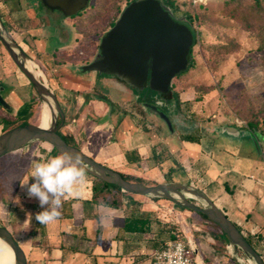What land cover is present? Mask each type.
I'll return each instance as SVG.
<instances>
[{"label":"crops","instance_id":"0c3cea01","mask_svg":"<svg viewBox=\"0 0 264 264\" xmlns=\"http://www.w3.org/2000/svg\"><path fill=\"white\" fill-rule=\"evenodd\" d=\"M43 7L41 2L32 0H1V18L9 34L29 56L38 60L45 71H53L52 88L65 114L62 133L72 137L75 146L86 154L125 176L146 178L145 184L190 183L204 190L241 232L251 237L252 246L260 254L264 242V139L259 135L264 132H254L240 123H225L241 134L247 130L252 133L251 137L241 135L236 139L222 127L206 126L205 122L198 125L200 128L196 131L184 130L180 123L185 124L184 116H187L183 114L177 116L179 130L164 139L158 127L146 122L149 115L137 114L140 117L137 120L139 118L129 114L112 95L100 91L112 104L101 99L95 92L93 72L81 74L71 62L60 60L64 51L76 47L77 41L75 45L48 47L47 37L40 35L47 22V7L45 10ZM50 15L54 19L61 17L54 11ZM64 19L69 24L75 23L74 16ZM2 54L0 46V56ZM9 72L14 74L16 85L6 96L11 100L7 101L9 108L0 104V119L14 117V109L20 108L25 100L18 97L16 90L28 87L29 80L17 65ZM4 79L0 75V85ZM100 86L109 89L104 81ZM116 110L122 117L120 123L114 118ZM187 134L196 138L191 142L197 147L177 143V140L188 141L180 138ZM224 134L236 141L234 147L223 142ZM253 138L257 139L258 147L252 142ZM35 147L29 144L19 153L18 150L12 152L14 156L8 170V174H13L21 162H29L23 179V183H28L22 185L26 189H22L26 200L13 199L6 218L8 229L26 251L28 264H151L153 253L158 250L152 241L154 233L163 225L166 228L174 225L182 231L183 238L196 248L194 256L198 264H242L235 259L229 242L211 228L208 220L172 200L125 192L121 207L95 202L92 199L93 176L87 172L86 183L79 188V197L64 201L61 216L41 225L35 215L43 209L27 192L28 185L34 182L30 173L32 164L40 157L50 158L56 154L52 147ZM224 155L235 156L236 161H228ZM163 157L174 161L175 165L165 169ZM242 160L248 168L243 166ZM178 168L187 171L188 181H175L170 177ZM129 217L149 219L152 232L124 230ZM238 255L244 263L248 262L240 253Z\"/></svg>","mask_w":264,"mask_h":264},{"label":"rangeland","instance_id":"374dc122","mask_svg":"<svg viewBox=\"0 0 264 264\" xmlns=\"http://www.w3.org/2000/svg\"><path fill=\"white\" fill-rule=\"evenodd\" d=\"M32 1L41 2V0ZM59 1L64 2L66 0ZM76 1V8L80 12L75 13L74 25L69 24L68 21L64 22V18L68 15L65 14L63 8L52 10L47 7V22L40 35L47 37L49 48L75 45L77 41L76 47L64 51V56L60 60L69 61L73 66H80L92 61L98 55L101 38L110 29V23L117 17L118 9H124L128 0ZM226 1L176 0L177 6L183 13L191 14L189 22L192 23L196 33L191 67L172 80L173 89L179 94L181 100H185L182 103L181 111H179L182 116L183 114L187 116H184L185 124L180 123L181 129L196 131L202 122H205L206 126L218 125L224 129L225 123H240L244 126L249 120L259 119L262 121L264 119V49L261 47L264 43V29L261 28V24H256L253 29H247L238 19L230 15ZM242 1L245 4H252L255 0ZM261 1L264 2V0ZM45 7H43L44 10ZM52 11L60 14V19H54L50 15ZM76 36L78 37L76 38ZM0 46L3 53L0 56V75L5 78L4 83L0 85V95L6 102H9L11 100L6 98L7 93L11 87L16 85L15 76L9 71L12 66L15 67L16 65L4 45L0 43ZM33 60L37 64L36 70L41 73L40 76L52 88L53 82L50 78L53 71H45L38 60ZM92 74L93 85L103 93H108L121 101L122 107L128 109L129 114L137 116L139 118L137 120H140L138 115L142 117L145 115L138 106L137 95H142V98L147 101L145 103L153 101V97L158 96V93L149 86L143 91H139L118 82L113 77L114 75ZM26 80H28L27 77ZM102 81L108 85L109 89L106 87L101 89ZM16 91L18 97L25 99L20 108L14 109L16 126L39 123L43 107L33 85L28 81V87L17 88ZM11 104L14 103L11 102ZM119 114V111L116 110L114 118L117 119V123H120L122 118ZM131 115L130 119L134 122ZM168 117L169 122L160 114L153 115L150 113L146 122H151L158 127L162 137L168 139L173 132L179 130L176 123L170 119L172 115L168 113ZM60 131H64V125ZM1 133L3 132H1L0 127ZM224 136L223 142L229 147H234L236 141L230 140L227 134ZM234 137L236 139L240 137L239 130L235 132ZM259 138L264 139V135H259ZM177 143L180 146L183 144L187 147H197L191 141L177 140ZM31 145L36 146L35 149L38 146L52 147L44 141H36ZM16 152L19 153L20 149ZM54 154L59 155L56 151ZM13 156L11 152L0 158V182L2 184L0 223L6 228H8L6 218L9 216L7 211L10 210L13 199H19L21 202L26 200L25 193L22 192L24 188L22 184L29 162H21L14 171L15 173L8 174L4 168L6 163L12 164L11 158ZM224 156L227 157L228 161H236L235 156ZM163 160L165 169H168L170 165H175V162L167 157H163ZM240 162L243 163L244 160ZM243 166L248 168L246 163H243ZM170 177L175 181L189 180L187 171L182 168L174 170ZM127 178L132 179L129 176ZM143 181H146V178ZM24 190L26 189L24 188ZM191 200L200 205L197 200ZM208 222L217 234L226 239L222 230L214 222ZM239 253L247 259L241 250Z\"/></svg>","mask_w":264,"mask_h":264},{"label":"water","instance_id":"95a60500","mask_svg":"<svg viewBox=\"0 0 264 264\" xmlns=\"http://www.w3.org/2000/svg\"><path fill=\"white\" fill-rule=\"evenodd\" d=\"M46 7L55 10L63 8L71 16L78 12L76 0H41ZM0 41L20 71L28 78L39 95L42 105L50 111L47 126L27 124L13 127L0 134V158L36 141H44L54 147L58 153L79 155L85 172L95 178L115 184L123 191L172 200L175 204L203 213L217 224L227 235L235 259L242 264H264L263 257L257 252L238 226L217 206L208 194L197 186L184 182H160L145 184L125 179L122 173L109 168L86 154L79 147L68 143L60 134L65 114L57 94L44 78L37 74V64L32 57L9 34L0 15ZM194 42L192 30L184 23L173 19L170 11L160 0H136L129 3L121 12L115 24L100 41L99 57L83 65L85 72L116 76L132 88L143 91L149 88L158 94H166L176 75L185 70L190 62V50ZM0 104L9 105L0 95ZM144 107L151 106L143 102ZM159 114L169 120L167 114L158 106ZM225 132L235 134L238 130L225 125ZM240 136H252L247 130ZM258 147L257 139L253 138ZM197 200L199 204L192 201ZM0 241H3L14 253L13 264H28V257L22 245L12 232L0 224ZM241 250L247 257L244 263L238 253Z\"/></svg>","mask_w":264,"mask_h":264},{"label":"trees","instance_id":"16d2710c","mask_svg":"<svg viewBox=\"0 0 264 264\" xmlns=\"http://www.w3.org/2000/svg\"><path fill=\"white\" fill-rule=\"evenodd\" d=\"M133 1H136V0H128L126 6ZM160 2L165 8H167L170 11L174 20L180 23L186 24L192 30L193 35H194V42H193V45H194L196 43V33H195V29L192 26V23L189 22V18L191 19V14L183 13L181 9L177 6L176 0H160ZM226 5H227L230 15L238 19L247 29H253L256 24H261V28L264 29V2L263 1L255 0L254 3L252 4H245L242 0H227ZM122 11L123 9L121 8L118 9V15L111 21L110 28L115 24V22L119 18ZM79 12L80 11H78L77 13ZM0 15L1 17H3V13L1 9H0ZM75 15L76 14H72L71 16H75ZM193 45L190 50V62H189L188 67L185 70L179 72L176 75V77H178L179 75H181L182 73H184L186 70H188L191 67ZM261 47L262 49H264V43L262 44ZM113 77L118 82L124 83L120 81L116 76H113ZM146 87H148V85ZM95 92L96 94L98 93L100 94L101 99L107 101L108 103H111V104L113 103L107 97V95L102 94L98 88H95ZM166 95L175 101L176 106L178 108H181L182 103L184 102L181 101V99L179 98V94L173 89L172 83ZM15 121L16 119L14 117L13 118H1L0 119L1 132H5L13 127H16ZM246 126L254 132H264V119H262V121H260L259 119L249 120ZM60 134L63 136V138L68 143L75 145L72 143L71 139L68 136L64 135L61 131H60ZM180 138L182 140H188V141L196 140V138L191 134L181 135ZM52 150L53 152L55 151L57 152V150L54 147H52ZM9 169H10V165L9 163H6V167L4 168V171L7 172ZM122 175L125 179L129 181L143 183V180L141 178L128 179L127 176H125L124 174ZM1 190H2V184L0 182V194H1ZM92 192H93L92 199L95 202L102 203V204H105L111 207H116V208L122 206V197L125 191H123L120 187H118L115 184H111L99 178L93 177ZM154 198L158 199L157 197H154ZM191 211H193L196 215L200 216L201 218L210 221L207 218V216L204 215L203 213H200L194 210H191ZM124 230L139 231L142 233L152 232L151 221L144 217H129V218H126V221L124 224ZM223 234L225 235V238L228 241L227 235L224 232ZM154 235L155 236L152 241L154 242V245L156 246L157 249L163 248L166 242L169 240L183 238L182 231L177 230L174 225H172L169 228H166V226L163 225L162 227H160L158 230L155 231ZM246 238L253 245L251 237L246 236Z\"/></svg>","mask_w":264,"mask_h":264},{"label":"clouds","instance_id":"9594fccd","mask_svg":"<svg viewBox=\"0 0 264 264\" xmlns=\"http://www.w3.org/2000/svg\"><path fill=\"white\" fill-rule=\"evenodd\" d=\"M30 177L34 182L28 185L27 192L43 209L35 215L41 225L56 221L61 216L64 201L78 198L80 186L86 183L81 157L70 153L40 157L32 164Z\"/></svg>","mask_w":264,"mask_h":264},{"label":"built area","instance_id":"2783aa9c","mask_svg":"<svg viewBox=\"0 0 264 264\" xmlns=\"http://www.w3.org/2000/svg\"><path fill=\"white\" fill-rule=\"evenodd\" d=\"M195 252L196 248L190 241L184 238L172 239L153 253L151 264H198L195 260ZM260 255L264 259V242Z\"/></svg>","mask_w":264,"mask_h":264},{"label":"flooded vegetation","instance_id":"af4514ba","mask_svg":"<svg viewBox=\"0 0 264 264\" xmlns=\"http://www.w3.org/2000/svg\"><path fill=\"white\" fill-rule=\"evenodd\" d=\"M98 57H99V53H98V55L94 59H96ZM92 61H90V62H88L86 64H89ZM86 64H83V65H86ZM83 65L76 66V67H74V69L77 72H80L81 74H84L86 72L82 69V66ZM129 88H132V87H129ZM153 99H154L153 101H148L149 104L156 105V106L160 107L167 114V116H168V113L171 114L172 117L170 119H171V121H173L174 123H176V125H178L180 123V122L177 121V116L178 115H181V114L179 113V108L176 106V103H175V101L173 99H171L166 94H158V96L153 97ZM136 101L138 103V106L143 111V113H145L147 115H149L150 113L153 114V115H159V112H158V110L156 108H153L152 106H150V107L149 106L144 107L142 105L143 102H147L145 100V98H142V95H137Z\"/></svg>","mask_w":264,"mask_h":264},{"label":"bare ground","instance_id":"6f19581e","mask_svg":"<svg viewBox=\"0 0 264 264\" xmlns=\"http://www.w3.org/2000/svg\"><path fill=\"white\" fill-rule=\"evenodd\" d=\"M39 71V70H38ZM37 71V74H41ZM42 72V71H41ZM41 117L39 123L43 126H47L50 122V111L46 104L42 105ZM0 264H13L14 253L3 241H0Z\"/></svg>","mask_w":264,"mask_h":264}]
</instances>
